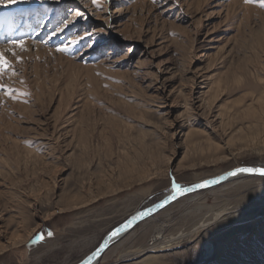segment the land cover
Listing matches in <instances>:
<instances>
[{
  "label": "rangeland",
  "instance_id": "rangeland-1",
  "mask_svg": "<svg viewBox=\"0 0 264 264\" xmlns=\"http://www.w3.org/2000/svg\"><path fill=\"white\" fill-rule=\"evenodd\" d=\"M260 3L19 0L0 11L15 15L0 26L12 65L0 76L12 90H0V264L77 263L173 180L264 167ZM96 264H264V177L177 199Z\"/></svg>",
  "mask_w": 264,
  "mask_h": 264
},
{
  "label": "water",
  "instance_id": "water-1",
  "mask_svg": "<svg viewBox=\"0 0 264 264\" xmlns=\"http://www.w3.org/2000/svg\"><path fill=\"white\" fill-rule=\"evenodd\" d=\"M238 168H254V169H264V167L259 165H241L238 167H234L230 170H227L224 173H221L219 175H215L212 177L205 178L203 180L191 183L189 185L182 186V189H192L190 191H181L179 193H173L172 190L163 195L159 200L154 202L151 205H148L144 208L137 209L135 212H133L131 215H129L123 222L115 226L113 229H111L109 232L105 234L99 245L91 251L88 255H86L82 260H80L77 263L74 264H96L101 257V255L119 238H121L123 235H125L127 232H129L135 225H137L139 222H142L146 219H149L151 216L156 214L157 212L163 210L168 205H170L172 202L176 201L177 199L186 196L188 194H191L193 192L210 188L213 186H216L222 182L227 181L228 179L237 176V175H259L264 177V175L260 174V172H237L235 175H232L236 169ZM207 181L208 183L204 187H195L198 184H201L203 182ZM174 197V198H172ZM135 217V219H133ZM131 221V223H129ZM116 229H121L119 233L115 236H112L111 233L114 232Z\"/></svg>",
  "mask_w": 264,
  "mask_h": 264
},
{
  "label": "snow or ice",
  "instance_id": "snow-or-ice-1",
  "mask_svg": "<svg viewBox=\"0 0 264 264\" xmlns=\"http://www.w3.org/2000/svg\"><path fill=\"white\" fill-rule=\"evenodd\" d=\"M17 2H19V0H0V6H6V5L14 4ZM245 2L252 3L253 0H245ZM93 3L97 4V0H93ZM260 6L264 7V0H261ZM10 43L12 44L13 48H20L21 51L26 50L25 49V41L23 39L12 40V41H10ZM73 43H75V41ZM9 51H11V49H9ZM57 51L67 52V51H69V49L67 46H65L63 48H58ZM13 55H16V53L13 52ZM17 59L20 60L21 58L17 56ZM11 68H12L11 62L8 59H6L5 52L0 51V76H3V74H5ZM13 74H15V73L13 72ZM0 90L5 91L6 94H8V95L12 94V90L7 88V86L4 84H0ZM257 171L260 172V174L264 175V169H254V168H238L231 174L235 175L237 172H257ZM207 183L208 182L205 181L201 184L196 185L195 187H204ZM190 190H192V189H182L181 185L176 183L174 180L172 181V192L174 194L179 193L181 191H190ZM172 198H174V197H172ZM133 219H135V217H133ZM129 223H131V221H129ZM120 230L121 229H116L114 232L111 233V235L112 236L117 235ZM49 235H51V233H49Z\"/></svg>",
  "mask_w": 264,
  "mask_h": 264
},
{
  "label": "bare ground",
  "instance_id": "bare-ground-1",
  "mask_svg": "<svg viewBox=\"0 0 264 264\" xmlns=\"http://www.w3.org/2000/svg\"><path fill=\"white\" fill-rule=\"evenodd\" d=\"M4 9L5 10H7L8 9V6H0V11H4ZM20 10V9H19ZM18 10V11H19ZM23 10V9H22ZM21 12V11H20ZM25 12H23L22 14H24ZM3 16H1L0 15V26L1 25H5V31H7L9 28H10V26H12L13 25V18L15 17V15L14 14H12L11 12H8V13H4V14H2ZM2 20H4V21H2ZM8 20V21H7ZM11 20H12V22H11ZM11 29V28H10ZM239 166H241V165H239ZM236 167H238V166H236ZM232 169V168H231ZM230 170V169H229ZM227 171V170H226ZM226 171H223V172H220V173H218V174H216V175H219V174H221V173H224V172H226ZM215 176V175H214ZM239 176H243V175H237V176H234V177H232V178H230V179H228L227 181H230L231 179H234L235 177H239ZM212 177V176H211ZM208 178V177H207ZM205 179V178H204ZM132 230V229H131ZM130 230V231H131ZM130 231L129 232H127L126 234H128V233H130ZM125 234V235H126ZM125 235H123V236H125ZM122 236V237H123ZM121 237V238H122ZM120 239V238H119ZM118 239V240H119ZM117 240V241H118ZM102 256V255H101ZM101 258V257H100ZM99 258V259H100Z\"/></svg>",
  "mask_w": 264,
  "mask_h": 264
}]
</instances>
